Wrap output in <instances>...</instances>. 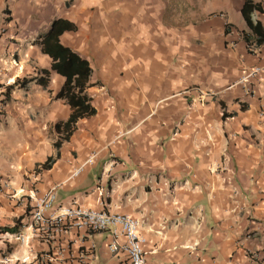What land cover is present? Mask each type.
I'll use <instances>...</instances> for the list:
<instances>
[{
    "label": "crops",
    "instance_id": "0c3cea01",
    "mask_svg": "<svg viewBox=\"0 0 264 264\" xmlns=\"http://www.w3.org/2000/svg\"><path fill=\"white\" fill-rule=\"evenodd\" d=\"M58 17L77 26L60 41L90 62L97 113L37 172L72 112L55 98L65 77L33 43ZM263 33L264 0H0V90L37 76L50 90L34 79L0 97V227L29 236L0 233V264H128L109 232L33 236L31 196L54 187L56 209L137 218L147 264H264V71L237 83L264 67ZM195 87L216 95L201 103Z\"/></svg>",
    "mask_w": 264,
    "mask_h": 264
},
{
    "label": "built area",
    "instance_id": "2783aa9c",
    "mask_svg": "<svg viewBox=\"0 0 264 264\" xmlns=\"http://www.w3.org/2000/svg\"><path fill=\"white\" fill-rule=\"evenodd\" d=\"M250 47L254 49V45ZM264 71L262 66L246 68L237 83L247 82L258 78ZM194 91L201 103L212 99L216 92L199 87L190 88L187 92ZM96 153H92L85 162L77 166L71 173L70 178H76L82 174L88 165L95 162ZM57 188H51L47 192L31 196L33 204L31 207L32 234H38L43 229L52 228L60 234H67L72 230H86L87 232H109L112 241L109 248L112 252L126 254L128 264H147L146 245L147 237L141 231L140 221L128 214L112 212L109 210H95L76 203L57 206ZM57 211V212H56ZM8 236L27 241L29 236L17 232H6ZM50 238L51 236H45ZM49 262L50 259L44 258Z\"/></svg>",
    "mask_w": 264,
    "mask_h": 264
},
{
    "label": "trees",
    "instance_id": "16d2710c",
    "mask_svg": "<svg viewBox=\"0 0 264 264\" xmlns=\"http://www.w3.org/2000/svg\"><path fill=\"white\" fill-rule=\"evenodd\" d=\"M255 6L261 9L258 3ZM76 29L77 26L74 22L63 17H58L52 21L47 31L40 33L33 41L34 44L41 47L44 53L51 56V69L65 77V82L60 91L55 95V98L64 99L72 108L68 119L57 121L54 125L56 132L59 134L58 139L54 143L58 150L57 155L50 156L45 162L39 164L37 166V172L51 169L60 156V147L65 141L71 138L77 128L79 120L97 113V109L92 104V98L87 92L91 86L90 76L92 74V68L90 62L60 41V36L64 32ZM253 32H259L258 25L253 27ZM261 35L264 37V33ZM245 36L248 42L252 40L251 34H245ZM258 42L263 43L264 38H258ZM43 72L50 73L48 70H43ZM34 79L40 82L45 89L49 90V85L44 76H37L30 80L27 78H18L13 84L1 85L3 87L0 90L2 102L4 104L9 103L12 99L13 91L17 87L23 88L29 81ZM18 231L19 227L17 223L12 227H0V233Z\"/></svg>",
    "mask_w": 264,
    "mask_h": 264
}]
</instances>
